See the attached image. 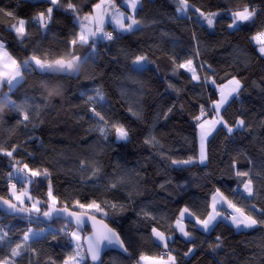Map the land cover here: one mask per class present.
I'll return each instance as SVG.
<instances>
[{
    "label": "trees",
    "instance_id": "1",
    "mask_svg": "<svg viewBox=\"0 0 264 264\" xmlns=\"http://www.w3.org/2000/svg\"><path fill=\"white\" fill-rule=\"evenodd\" d=\"M60 2L66 4L67 0ZM97 2L99 0H75L82 8L80 15L88 12L91 5ZM115 2L120 5L121 0ZM190 2L198 7L204 6L213 10L216 7H231L235 10L237 6L242 7L248 3L264 7L261 0H190ZM141 3L143 7L138 14V18L143 20L141 30L134 33H117L114 42L101 41L95 64H82L79 67L81 72L88 71L89 76L70 79L65 98L60 100L64 95L61 91L55 97L57 101L48 105L46 111L40 115L39 120L42 123L37 122L35 129L29 124L27 128L21 126L10 133L7 129L14 122L6 121L4 116L6 105L0 115V144H19L22 151L32 154L34 160L27 155H18V159L22 158L30 164L50 168L54 194L59 197L60 206H63L65 199L71 200L77 193L80 194L79 198L82 201L85 196L89 199L96 198L98 202L104 199L112 201L116 197L128 205L126 212L118 215L116 219L124 232L132 235L137 241L134 249L129 250L132 255L128 256L113 249L107 250L103 255L104 264H136L141 252L148 256L163 254V248L157 247L150 237L151 221L144 219L142 209L152 211L157 217V224L164 230L168 218L174 217L185 203L190 207L203 209L204 203L216 187H220L241 207L247 203H255L256 201H245L239 194L233 196L229 191L239 185L235 171L231 168L233 160L237 161L239 170L251 171L257 197L264 204V194L260 192L264 187V168L261 167L264 162V128L261 127V122L264 121V91L259 84L264 78V60L259 58L250 39L259 27L260 19H264V14L258 19L256 26H242L239 31L228 29L227 19L218 23L215 29H208L206 26L201 28L191 20L177 19L175 0H141ZM41 6H47L43 4V0H0V8L12 11L20 17H29ZM54 17L55 23L52 32L48 34V39L44 41V47L62 50L63 44L59 42L71 39L73 18L62 10L56 11ZM153 21L155 23H152ZM16 22L15 19L0 13V37H4L6 42L10 43L8 51L14 57L23 59L31 52L35 42L41 39V33L35 25L30 24L28 28L30 39L22 45L9 30L11 24ZM193 31L197 33L200 41V57L197 62L206 61L212 64L219 77L231 72L244 81L245 91L228 108L226 118L231 120L243 114L252 131L245 129L238 132L233 138L234 142H225L221 134L209 146L211 160L206 168L201 166L181 172L168 167L167 163L161 160L158 147L146 145L143 141L153 134L160 140L167 154H176L180 157L187 154L190 145L185 143V138L191 139V117L198 113L197 102L203 90L200 86L194 85L184 70H179L178 74L173 76L172 65L166 53L175 51L182 58L191 55L194 51V42L191 38ZM25 45L28 52L23 50ZM125 51L129 54L127 58ZM237 52L249 56L250 61L245 63L241 59L237 63ZM141 53L147 54L149 61L154 63L148 65V71L131 73L143 82V90L137 91L140 86L133 85L132 81L127 79L130 75L127 65L133 54ZM35 78L33 75L28 84L17 87L16 91L21 97L25 94L39 95L30 88ZM168 82L173 83L179 92L167 88ZM97 87L102 88L107 96L109 104L105 107H111L118 117H123L124 122L132 130L130 140L116 141L112 136L105 143L99 139L97 133L89 130L94 120L87 111L86 99L87 95L93 94L91 90ZM122 88L128 89L130 94L135 93V96L121 97ZM204 95H207V92H204ZM137 98L141 101L140 106L143 109L142 120H137L127 112L129 104ZM173 105L174 110L167 120L162 116L156 119L157 113L166 111ZM30 137H35V142L25 144L24 141ZM80 160L89 163L99 160L106 174L105 178L95 185L83 184L82 178H87L89 172L81 171ZM8 164V158L0 155V195L4 196H7V183L3 174L10 170ZM133 170L139 172L142 178L140 195H134L129 201L126 199V194L130 191L127 187L121 188L118 192L106 191L105 185L113 173ZM205 173L210 175L206 177ZM257 173H261V179H255ZM192 174H195V177ZM185 179L190 181L189 185L176 189V183H183ZM169 180L172 181L171 186L167 185ZM43 183L44 187L38 184L31 186L32 196L43 198L47 191V181ZM161 184H165L166 187L161 189L159 187ZM107 222L110 226L117 227V224ZM52 223L54 227L60 228L65 221L56 219ZM0 225L6 230L10 229L9 234L13 237L12 245L0 248L2 256L7 248L20 241L23 231L29 225L26 218L8 216L2 212ZM31 226L35 228L46 225ZM71 229H74V226L69 230ZM189 229L191 230V224ZM87 231L86 228L83 235ZM193 234L197 250L188 260L182 259L180 254L187 251L191 244L185 243L177 233L176 242L171 245L177 250L175 254L180 259V264H217V261L220 264H260L264 258L262 251L264 229L236 230L227 223H222L213 232L197 230ZM217 235L222 236L223 248L212 252L209 245L216 243ZM69 243V238L63 234H60L57 241L48 236L33 245L39 252L38 257L24 256L17 264H28L29 259L32 264H48L49 259L61 264L65 256L72 252Z\"/></svg>",
    "mask_w": 264,
    "mask_h": 264
},
{
    "label": "snow or ice",
    "instance_id": "2",
    "mask_svg": "<svg viewBox=\"0 0 264 264\" xmlns=\"http://www.w3.org/2000/svg\"><path fill=\"white\" fill-rule=\"evenodd\" d=\"M43 4L47 6H41L29 17H20L12 11L0 8V13L17 21L11 24L9 30L22 45L30 39L31 34L28 31L30 24L35 25L41 33V39L35 42L31 52L23 59L14 57L8 51L10 43L6 42L4 37H0V104L6 105L4 110L6 121L14 122L7 129L10 133L21 126L27 128L29 124L35 129L37 122L42 123L39 120L40 115L46 111L48 105L57 101L55 97L61 91L64 95L60 100L65 98L70 79L89 76L88 71L81 72L79 67L82 64H95L99 51L98 45L101 41L114 42L117 39V33H134L140 31L143 26V20L138 18L139 11L143 7L141 0H124L127 10H123L115 0H99L92 4L90 10L82 16L80 15L82 8L75 3V0H67L66 4H61L60 0H43ZM261 5H264V0H261ZM58 10H62L73 18V30L71 39L59 42L63 44V49L53 50L51 47L45 48L44 41L52 32V26L55 23L54 13ZM175 13L177 19L191 20L201 28L206 26L208 29H215L218 23L227 19L229 22L226 27L239 31L242 26H256L258 19L264 14V7L248 3L242 7L237 6L235 10L231 7H216L213 10L204 6L198 7L190 0H175ZM109 26L112 27V31L106 30ZM191 38L194 42V51L191 55L182 58L175 51L166 53L172 65L173 76H176L179 70H184L189 74L194 85L200 86L203 90L197 102L198 113L191 117V139L185 138V143L190 145L187 154L182 157L167 154L160 140L153 134L143 141L146 145L158 147L161 160L166 162L168 167L181 172L201 166L206 168L211 160L209 146L221 134L225 142H234L233 138L238 132H243L245 129L252 131L251 125L243 114L231 120L226 118L228 108L245 91L244 81L231 72H226L223 77H219L212 64L206 61L197 62L200 57V41L195 31L191 33ZM250 39L255 45L259 58L264 60V19H260L259 27ZM23 50L28 52L27 45ZM124 54L126 58L129 55L127 51ZM241 59L247 63L251 58L242 52H237V63ZM151 63L154 62L149 61L147 54L132 55L127 65V71L130 73L127 79L132 81L133 85L140 86L137 91L143 90V82L131 73L139 74L148 71V65ZM33 75L36 78L32 80L30 88L32 92L39 95L25 94L21 97L16 91L17 87L28 84ZM259 84L264 91V78ZM167 88L179 92V89L171 82L167 83ZM91 91L93 94L87 95L86 105L94 124L89 130L97 133L99 139L105 143L112 136L116 141L130 140L132 130L124 122V118L118 117L111 107H105L109 101L103 89L97 87ZM204 92H207V95H204ZM120 95L131 97L135 96V93L130 94L128 89L122 88ZM140 105L141 101L137 98L127 108V112L137 120L144 119ZM174 107L173 105L166 111L157 113L156 119L162 116L167 120ZM261 127L264 128V121L261 122ZM35 139L30 137L24 143H34ZM0 155L8 158L10 169L3 174L7 183V196L0 195V209L8 215L26 218L29 225L23 231L20 241L7 248L0 256V264H17V261L24 256L38 257L39 252L33 245L48 236H51L53 241H57L60 234L69 238V247H72L71 254L66 255L61 264H104L103 255L110 247L118 248L128 256L132 255L129 250L134 249L137 241L132 235L124 232L116 219L118 215L126 212L128 207L126 203L116 197L112 201L104 199L98 202L96 198L89 199L85 196L82 201L79 198L80 194L77 193L73 199H65L61 207L59 197L54 194L50 168L30 164L22 158L18 159V155H27L33 160L34 157L31 153L22 151L21 146L16 143L0 144ZM249 163L252 164L251 160ZM79 167L81 171L89 172V176L82 178L81 181L85 185H95L105 178L106 174L99 160L91 163L80 160ZM261 167L264 168V162ZM231 168L235 171V178L239 181V185L229 191L233 196L239 194L245 201L256 202L247 203L241 207L220 187H216L204 203L203 209L190 207L185 203L174 217L168 218L164 230H161L157 224V217L152 211L142 209L144 219L151 221L150 237L153 238L157 247H162L164 251L159 256H148L141 252L136 264H146V262L180 264V259L175 254L177 250L171 247L176 242L177 233L185 240V243L191 244L187 251L180 254L182 259L188 260L197 250L194 242L196 238L193 234L197 230L210 233L222 223H227L237 230L264 229V204L257 197L251 171L239 170L236 160L232 161ZM192 175L195 177V174ZM209 175L210 173H205L206 177ZM255 179H261V173H257ZM44 181H47V191L43 198L32 196L31 186L38 184L44 187ZM141 183L140 173L133 170L119 174L113 173L108 178L105 188L109 192H118L121 188L127 187L130 191L126 194V199L131 201L134 195H140ZM189 183L190 181L185 179L183 183H176L175 188H185ZM171 184V180L167 181L168 186ZM159 187L163 189L166 185L161 184ZM260 192L264 194V187L260 189ZM56 219H63L64 225L60 228L54 227L52 222ZM107 221L117 224V227L110 226ZM33 224L46 226L34 228L31 226ZM73 224L76 230L70 231ZM189 224H191V230ZM89 225L91 231L85 236L84 230ZM9 233L10 229L6 230L3 225H0V248L12 245L13 237ZM209 248L212 252L220 251L223 248L222 236L217 235L216 243L210 244ZM28 264H32L31 259ZM48 264H56V262L49 259ZM217 264L220 262L217 261ZM260 264H264V258L261 259Z\"/></svg>",
    "mask_w": 264,
    "mask_h": 264
},
{
    "label": "water",
    "instance_id": "3",
    "mask_svg": "<svg viewBox=\"0 0 264 264\" xmlns=\"http://www.w3.org/2000/svg\"><path fill=\"white\" fill-rule=\"evenodd\" d=\"M61 207H62V206H61ZM0 212L4 213L2 209H0ZM4 214H6V213H4ZM90 214H91V213H90ZM6 215H8V214H6ZM8 216H12V215H8ZM100 218H101V217H100ZM101 219H102V218H101ZM62 220H63V219H62ZM72 226H74V228H75V225H74V224H73ZM87 229H88V231L84 234L85 236L88 234V232L91 231V227H90V225H89V227H88ZM111 249H113V250H117V251H119V252L122 253V251H121L120 249H118V248H113V247H110V248L106 249L105 252H106L107 250H111ZM123 254H124V253H123Z\"/></svg>",
    "mask_w": 264,
    "mask_h": 264
},
{
    "label": "rangeland",
    "instance_id": "4",
    "mask_svg": "<svg viewBox=\"0 0 264 264\" xmlns=\"http://www.w3.org/2000/svg\"><path fill=\"white\" fill-rule=\"evenodd\" d=\"M119 6H121V8L123 9V10H127V6L124 4V0H121V3H120V5ZM82 16V15H81ZM106 30L107 31H111L109 28H106ZM7 90V89H6ZM19 187H20V185H19ZM72 230H76L75 228L74 229H71L70 231H72ZM237 230V229H236ZM146 264H150V262H146Z\"/></svg>",
    "mask_w": 264,
    "mask_h": 264
},
{
    "label": "clouds",
    "instance_id": "5",
    "mask_svg": "<svg viewBox=\"0 0 264 264\" xmlns=\"http://www.w3.org/2000/svg\"><path fill=\"white\" fill-rule=\"evenodd\" d=\"M4 108H5V105L0 104V115H2Z\"/></svg>",
    "mask_w": 264,
    "mask_h": 264
},
{
    "label": "crops",
    "instance_id": "6",
    "mask_svg": "<svg viewBox=\"0 0 264 264\" xmlns=\"http://www.w3.org/2000/svg\"><path fill=\"white\" fill-rule=\"evenodd\" d=\"M107 28H109L110 30H113L111 26H109V27H107Z\"/></svg>",
    "mask_w": 264,
    "mask_h": 264
},
{
    "label": "built area",
    "instance_id": "7",
    "mask_svg": "<svg viewBox=\"0 0 264 264\" xmlns=\"http://www.w3.org/2000/svg\"><path fill=\"white\" fill-rule=\"evenodd\" d=\"M164 251V250H163ZM163 253V252H162Z\"/></svg>",
    "mask_w": 264,
    "mask_h": 264
}]
</instances>
